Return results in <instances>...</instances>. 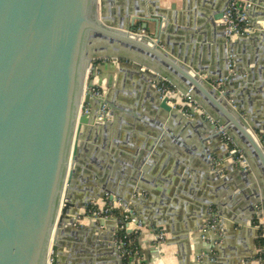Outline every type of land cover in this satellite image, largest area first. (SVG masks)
Wrapping results in <instances>:
<instances>
[{
  "label": "water",
  "instance_id": "obj_1",
  "mask_svg": "<svg viewBox=\"0 0 264 264\" xmlns=\"http://www.w3.org/2000/svg\"><path fill=\"white\" fill-rule=\"evenodd\" d=\"M158 1L149 0L147 6V0H0V264H68L64 252L73 249L66 241H83L78 234L87 229H73L92 199L81 200L75 194L81 171L93 170L83 161L84 152H90L84 131L93 135L99 127L89 125L104 124L110 116L108 110L102 119L98 114L103 104L108 105V90H103L102 98L94 97L90 89L95 85L88 79L90 71L96 75L93 61L108 56L115 44L136 53L137 63L190 96L200 107L197 112L205 116L206 111L205 117L217 132L211 142L222 143L223 134L232 138L236 149L229 151L230 146L222 143L226 155L207 162L212 171L209 177L221 182L218 193L226 199H235L234 192L241 190L248 200L245 216L239 219L242 225L254 227L256 219L257 230L264 228V134L258 136L261 124L253 113H244L230 90L244 84L242 75L247 74L240 67L236 48L246 50L248 41L263 38L264 33L227 36L224 26L218 29L225 31L229 52L217 76L207 75L166 42L165 31L190 34L192 29L166 30L163 20L168 12H159ZM230 2L201 22L204 34L215 28ZM119 4L124 7L112 8ZM149 22L155 24L152 36L144 34ZM252 89L251 96L256 97L259 91ZM158 97L161 101L154 99L150 111L158 127L166 121L171 125L180 109L169 103L168 96L159 93ZM95 101L99 107L85 113L84 106ZM239 151L245 161L238 160ZM227 159L233 161L230 166H226ZM249 170L259 180L258 186H252V195L244 188L254 181L244 173ZM101 184L103 194L98 199L110 193L109 184ZM135 184L131 183L128 196L141 195L140 187L132 193ZM221 204L210 200L204 207L209 213L215 206L222 217ZM136 220V224L141 222ZM94 222L98 228L106 224ZM116 230L115 223L113 233ZM160 230L165 228L161 225ZM94 244L90 241L89 247ZM110 245L120 258L113 234ZM188 256L180 264H190L185 261ZM199 259L194 263L205 264L208 258ZM119 264H123L121 258Z\"/></svg>",
  "mask_w": 264,
  "mask_h": 264
},
{
  "label": "crops",
  "instance_id": "obj_2",
  "mask_svg": "<svg viewBox=\"0 0 264 264\" xmlns=\"http://www.w3.org/2000/svg\"><path fill=\"white\" fill-rule=\"evenodd\" d=\"M227 1H158L159 12H168L163 20L166 30L180 32L192 29L190 34L165 31L166 42L171 44L172 51L188 59L190 64L203 68L207 75L217 76L229 46L225 31L218 30L223 27L221 23L217 22L211 32L207 30L204 34L200 30L201 22L208 21L218 8L223 9ZM248 1L252 4L248 12L249 34L264 33V1ZM146 4L150 5L149 0ZM172 6L175 8L172 9ZM123 7L119 4L112 8ZM154 32L155 24L147 23L144 34L152 36ZM137 33L142 34L143 31L138 30ZM114 46L109 49L108 56L94 60L96 75L92 80L95 87L108 90L105 96L109 100L110 116L104 124L89 125L99 127L93 135L84 131L90 152H84L83 161L93 170L86 168L81 171L80 178L75 181V188L79 189L75 194L81 200L92 198L91 202L102 204V198L98 199V196L103 194L101 181H105L109 184L110 194L122 199L119 212L129 208L132 215L141 220L144 227L135 239L139 255L130 260L132 264H180L187 255L185 261L190 264H196L197 257L200 261L201 258H208L205 264H261L257 261L259 253L264 252V245L260 244V230L255 224L254 227L244 226L239 221L245 216L248 200L241 190L234 192L235 199H226V195L218 193L223 186L221 182L216 183L209 177L212 171L207 162L223 158L226 148L218 141L217 144L211 142L217 132L212 128L211 120L205 117L206 111L203 109L205 116L193 112L194 101L189 103L185 97H177L172 102L180 109L177 111L179 116L173 119L171 125L166 121L163 127H158V119L150 108L154 99L161 101L157 86L162 78L137 63L136 53L119 44ZM243 49L238 47L235 52L241 60V69L247 73L242 75L245 83L231 86V97L241 103L244 113L256 116L261 124V130L256 133L261 138L264 134V76H260L264 74V37L248 41L246 50ZM150 78L155 81H150ZM252 88L259 91L256 97L251 96ZM85 106L93 113L99 102ZM167 126L170 131H167ZM231 146L236 149L234 143ZM240 154L245 155L239 151ZM232 162L227 159L226 166ZM242 164L247 166V163ZM244 173L253 177L251 186L244 185L247 194L252 195V186H258L259 180L250 170ZM220 178L223 179L224 175ZM133 181L136 184L132 193L140 187L141 195L128 196ZM233 186L236 187L234 183ZM136 198L139 199L136 201ZM210 200L223 202L221 208L225 215L221 217L215 206L208 213L204 205ZM81 212L83 214V210ZM214 214L220 222L224 220L222 236L218 239L211 234L210 240L204 241L202 231L208 224V216ZM104 222L105 226L98 228L90 217L80 218L73 230L85 228L88 231L78 234L83 240L81 242L66 241L73 249L64 252L68 264L120 263L117 251L114 253V247L110 245L115 221ZM161 225L165 230H160ZM186 231L188 237L184 241L182 235ZM161 233L165 234V241L159 247L156 237ZM90 238L92 240H88ZM90 241H95L93 248L89 247ZM87 249L92 256L87 255Z\"/></svg>",
  "mask_w": 264,
  "mask_h": 264
},
{
  "label": "built area",
  "instance_id": "obj_3",
  "mask_svg": "<svg viewBox=\"0 0 264 264\" xmlns=\"http://www.w3.org/2000/svg\"><path fill=\"white\" fill-rule=\"evenodd\" d=\"M252 8V4L248 0H231L227 8L223 13V17L219 23L225 27L226 35L227 36H238V35H247L251 31L248 12ZM93 67L96 71V63L93 61ZM92 73H89V79H92ZM163 81L157 86L158 92L163 96H168L170 98L169 103L172 106H175V102L177 97H185L187 102L192 103L193 100L188 95H182L175 87H173L170 83L166 80L162 79ZM221 83V80L219 81ZM91 93L94 97L102 98L104 96L103 90L94 87L90 89ZM173 99V100H172ZM200 107L196 104L193 108V112H197ZM108 108L106 104H103L98 111L99 117L102 119ZM85 113H89V108L84 106ZM223 144L229 145V151H232L231 144L233 140L231 137L223 134ZM238 160L245 161L243 155H238ZM103 203L96 202H89L85 209L83 210V216L90 217L94 221H108L113 220L116 223L117 230L113 233V243L114 246L120 252V258L123 261V264H132L130 263L131 259L136 258L139 255L138 247L136 244V238L139 235L140 230L144 227V225L139 222L136 224V218L132 215V212L129 208H126L122 213L119 212L120 207L122 204V199L116 197L110 193H106L102 198ZM133 226V229L132 227ZM129 228L132 229L131 232H128ZM223 226L219 221L218 217L214 215L209 216L208 224L202 231V239L204 241L210 240V235L215 234L218 239L221 238L223 233ZM165 241V234L161 233L158 234L156 237V242L158 246ZM217 243V242H216ZM134 245V246H133ZM157 246V248H159ZM257 261L261 264H264V252L259 253L257 257Z\"/></svg>",
  "mask_w": 264,
  "mask_h": 264
},
{
  "label": "trees",
  "instance_id": "obj_4",
  "mask_svg": "<svg viewBox=\"0 0 264 264\" xmlns=\"http://www.w3.org/2000/svg\"><path fill=\"white\" fill-rule=\"evenodd\" d=\"M254 224H255V225H258V220L255 219V220H254ZM260 244H261V245H264V228H263V227H262L261 230H260ZM134 245H136V244L134 243ZM134 245H133V246H134Z\"/></svg>",
  "mask_w": 264,
  "mask_h": 264
}]
</instances>
